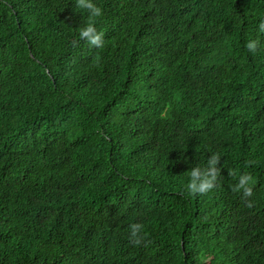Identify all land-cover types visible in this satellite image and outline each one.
<instances>
[{"label": "trees", "instance_id": "trees-1", "mask_svg": "<svg viewBox=\"0 0 264 264\" xmlns=\"http://www.w3.org/2000/svg\"><path fill=\"white\" fill-rule=\"evenodd\" d=\"M93 2L0 0V264H264V0Z\"/></svg>", "mask_w": 264, "mask_h": 264}, {"label": "clouds", "instance_id": "clouds-1", "mask_svg": "<svg viewBox=\"0 0 264 264\" xmlns=\"http://www.w3.org/2000/svg\"><path fill=\"white\" fill-rule=\"evenodd\" d=\"M75 7L87 13L86 23L78 30L79 39L85 41L89 47L103 48L104 33L98 31L96 27L98 18L103 15L102 8L95 4L93 0H75ZM258 30L260 33H264V19L260 20ZM78 43L79 41H75L74 46L78 45ZM259 43V40H249L245 47L249 52L255 53ZM220 158L221 156L218 153L213 152L208 158L207 167L194 166L187 171L189 180L185 188L189 196L206 195L214 188L220 187L221 168L217 167ZM229 175L235 176V173L230 172ZM252 185V176L250 174H242L239 176L237 183L231 186V190L234 193L242 192L243 197L248 198L253 195ZM246 206L252 208L254 204L247 200ZM143 227L140 223H131L129 225V242L133 246H139L144 242L147 234L143 232ZM145 246L147 245L145 244Z\"/></svg>", "mask_w": 264, "mask_h": 264}]
</instances>
